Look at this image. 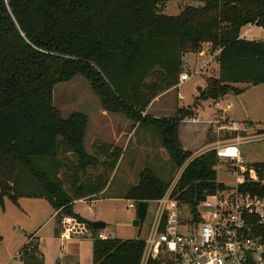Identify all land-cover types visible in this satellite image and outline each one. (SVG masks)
I'll list each match as a JSON object with an SVG mask.
<instances>
[{"label": "trees", "instance_id": "16d2710c", "mask_svg": "<svg viewBox=\"0 0 264 264\" xmlns=\"http://www.w3.org/2000/svg\"><path fill=\"white\" fill-rule=\"evenodd\" d=\"M170 1L180 0H0V206L8 198L18 207L13 191L21 165L40 185L37 197L49 203L58 226L63 217L72 216L97 232L73 213V202L104 190L121 150L103 145L96 150L103 160H97L84 149L86 116L74 112L62 118L53 106L54 86L76 75L88 82L104 111L155 127L178 169L192 157L178 137L180 123L192 113L169 119L141 115L158 92L177 85L185 54L199 53L204 44L210 45L211 53L218 51V78H208L198 98L216 101L238 95L242 90L235 84L264 85V41L240 37L247 25L264 30V0H203L200 7L186 6L177 16H168L163 10ZM259 133H264V126ZM58 139L64 144L60 155L69 151L77 159L64 178L56 171L67 168L59 156L51 161L53 177L33 163L55 158ZM217 165L214 150L192 158L172 195L195 205L222 188L216 180ZM97 166L102 173L89 176L88 169ZM252 166L262 179L264 163ZM168 188L144 169L126 199L156 201ZM243 188L264 197L262 181ZM39 252L34 233L19 258L22 264H44ZM142 254L143 242L137 238L93 241V264H140Z\"/></svg>", "mask_w": 264, "mask_h": 264}, {"label": "rangeland", "instance_id": "374dc122", "mask_svg": "<svg viewBox=\"0 0 264 264\" xmlns=\"http://www.w3.org/2000/svg\"><path fill=\"white\" fill-rule=\"evenodd\" d=\"M202 4L203 0L170 1L166 3L163 13L174 16L183 7H200ZM262 32L261 28L254 26L245 39L249 41H262L264 40ZM217 53L218 51L215 50L212 55L216 57ZM211 56L208 53L202 57L190 54L185 56L184 63L189 66V72H191L194 65L198 69L205 63H210L206 71L208 75L212 76L214 75L215 68L213 64L214 59ZM182 72L185 73L186 71ZM201 80H203L202 74L197 75L180 87H174L170 92V96L177 100L179 106L186 105L192 100L195 101V108L183 106V108L178 110L179 112H173L172 118L182 117L189 112L192 113L191 116L184 119L195 118V121L193 124L190 123L181 128L180 138L186 148L191 151L198 149L194 154L196 156L212 150L221 139V136L215 133L211 123L216 110L214 107L215 101L198 98L199 95L195 85L197 81L200 82ZM150 82L151 80L147 83ZM206 84L207 82L202 88L206 89ZM239 85L243 84H238L237 87L242 88ZM242 89V95L236 96L230 94L227 98L220 101L219 104L224 108L226 103H231L232 108L227 112L230 120L247 124L250 128L249 135H252L256 132V129L264 126V85L248 89L244 87ZM179 96H184V99L181 101L176 99ZM53 106L60 111L63 118H67L73 112H81L86 115L85 151L88 154L95 155L97 160L102 161V156L98 155L99 151L97 152L96 150L103 145H108L102 140H108L109 136L108 134H102V136H98L100 139L90 136L92 122L97 121L98 117L97 114H94L95 111L93 113L91 111L103 108L98 97L93 93L84 77L76 75L67 82L55 85L53 89ZM129 140L130 138L127 139L125 144L122 141L116 145L121 150V158L115 168L107 174L104 190L96 194L92 201L77 203L75 208L81 217L90 223L96 220L104 222L107 226L102 231L112 239L132 240L137 238L143 241L151 228L152 219L155 214V205L153 203L149 204L142 230L138 236L137 228L132 225V220L136 216V209L128 208V205L133 203L132 200L126 199L128 191L137 184L139 174L144 169L152 171L162 181L169 184V188L172 187L181 176L190 159L181 168H176L170 155L162 146L159 131L153 126L141 125L132 136V140ZM141 140H145V144L141 143ZM58 143V153L55 158L45 160L34 159L33 163L53 177L50 169L51 161L54 162L59 156V159L62 160L67 168L62 167L56 171H58L57 174L60 178H64L67 174L72 173L73 165H76L77 159L69 151L60 155L64 144L60 139H58ZM239 150L246 166L264 162V140L244 142L240 145ZM194 155L192 156L193 158ZM215 171L218 183L224 186L233 184L232 178L225 172L223 165L218 164L215 167ZM101 173L102 168L98 166L94 169L89 168L87 171V174L91 177H96ZM79 177H82V174H79ZM64 188L68 190L67 186H64ZM40 189L41 187L38 182L19 165L16 171V186L13 193L17 196L27 215L20 213L19 207L15 206L8 198L4 199L2 206H0V218H5L4 221L0 220V223H2V232H0V264H22L19 252L26 243L27 238L34 232L37 233L36 236L40 242L39 254L43 259V263L44 260L46 261L44 264H64L65 261L71 260V256L76 253L78 245L85 247L80 257L81 260L79 263H73L72 261L71 264H93L91 259V240L88 238H78L62 243L64 246L63 253L61 256L58 254L60 241L51 240L52 237L58 235V233L56 234V227L60 228V225L58 226V219L55 216L50 218L53 209L43 198H33L32 196V200L22 199V196H28L29 194L37 196L40 193ZM89 206L92 207V213L88 212ZM40 226L41 228L37 230ZM31 244L34 246L36 240H32Z\"/></svg>", "mask_w": 264, "mask_h": 264}, {"label": "built area", "instance_id": "2783aa9c", "mask_svg": "<svg viewBox=\"0 0 264 264\" xmlns=\"http://www.w3.org/2000/svg\"><path fill=\"white\" fill-rule=\"evenodd\" d=\"M187 73L179 81H187ZM214 102L211 122L221 139L213 147L218 164L232 178L233 184L222 185L195 205L182 202L172 195L176 182L156 201L151 228L143 242L140 264H264V197L244 190L243 185L264 182L253 166H246L239 147L253 141L245 123L231 121L227 115L231 105ZM139 202L128 205L137 208ZM92 213V207H88ZM148 212V211H147ZM88 238L108 241L103 231L94 233L88 225L72 216L61 220L58 239ZM64 246L60 245L61 256Z\"/></svg>", "mask_w": 264, "mask_h": 264}, {"label": "crops", "instance_id": "0c3cea01", "mask_svg": "<svg viewBox=\"0 0 264 264\" xmlns=\"http://www.w3.org/2000/svg\"><path fill=\"white\" fill-rule=\"evenodd\" d=\"M165 6H166V4H165ZM165 6H164V10H165ZM164 10H163V12H164ZM177 15H174V16H177ZM168 16H171V15H168ZM253 27L254 26H252V25H247V26L243 27L241 29V31H240V37L245 39L247 37V35L250 34L251 29ZM262 33H263L262 35L264 37V30H263ZM262 41H264V40H262ZM209 46H210L209 44H204L202 46V48H201V51L199 53H197L196 55L199 56V57H202L206 53H208L211 56L214 52L211 53V51L209 50ZM190 54H192V53L185 54L182 57V71H186L187 73H189L188 74L189 75V79L187 81H179V76H178V83H177V85L175 87H180L181 85L189 82L191 80V78H195L197 75H200V74H202L203 80H201L200 82L197 81L199 83L196 82V85H195L196 88L198 86L204 87V85L206 83V80L208 78H218L219 66H218L216 57L214 55H212L211 57H212V59H214L213 64H214L215 71H214V75L210 76V75H208V73L206 71V69H207V67H209L208 65H210V63H208V64L205 63L204 65H202L201 68H198V69H196L195 65H194V67H192L191 72H189L190 71V69L188 68L189 66L184 63V58H185V56L190 55ZM182 74H183V72H182ZM233 86L235 88H237L238 84H235ZM239 86H241L242 88L246 87V89H248L250 87H255V86H247V85H244V84L243 85H239ZM173 88L174 87H172L170 89H167V90H164V91H161L154 98H152L151 101L149 102L148 106L144 110V112H142L141 116L142 117L166 118V119H169V118H172V114H173L174 111L177 112L178 110L183 108V106L184 107L192 106L193 108H195V106H194V102L195 101H193V100L189 101L186 105L179 106L178 105L179 103L177 102V100H175V98H172L170 96V92L172 91ZM242 88H238V89H242ZM202 89L204 91L205 88H202ZM246 89H245V91H246ZM242 92H243V89H242ZM242 92L240 94L236 95V96L242 95L243 94ZM230 94H233V93H230ZM230 94H228V95H230ZM228 95L224 96L223 98L218 99V101L224 100L225 98H227ZM176 99L181 101V100L184 99V96H179ZM229 104L231 105V107H230V109H231L232 108V104L231 103H229ZM94 111H95L94 114H97L98 117H97V121L92 122V131H91V135L90 136H92L93 138H96V139H100V137H98V136H102V134H108V136H109L108 140L109 141L105 140V139L102 140L104 143H107L108 145L116 146L122 141H124L123 143L125 144L128 138H130L129 141H131L132 140V136L135 134L137 129H139V127L142 125V124H139V123H134L132 120H130L128 117H126L124 114H121V113L108 112V111H104L101 108H99L98 110H93L91 112L93 113ZM76 113H81V112H76ZM194 113L196 115H198L196 112H194ZM81 114H83V113H81ZM83 115H85V114H83ZM196 115H195V117H196ZM194 121H195V118H192V119H189V120L188 119H184L180 123L179 129H178V137H179V142H180V144L182 146V149L192 153V156L198 151V149L196 151H191L190 149L186 148V146H184V143H183L182 139L180 138V130H181V128L184 125H187V124H190V123L193 124ZM144 126H147V125H144ZM261 129H263V126L261 128L256 129V132L251 135V137H253V141H249V142H257V141H263L264 140V133H259V131ZM205 131H206V129H205ZM85 136H86V134H85ZM140 142L145 144V140H141ZM137 143H138V140H137ZM195 156L196 155H194V157ZM192 158H190V160ZM190 160H189V162H190ZM260 163H264V162H260ZM14 189H15V187H14ZM32 196H33L32 194H29L28 196H22V199H24V200H32ZM33 198H42V197H37V196L34 197L33 196ZM93 198H94V196L74 201L73 202V212H74V214L79 216V217H81V215L76 211L75 205L77 203H79V202H82V201H92ZM20 201H21V199H20ZM18 207H19V210L21 211L20 213H24V214L27 215L26 211L22 208V205L20 204V202L18 204ZM53 216H55L54 211H53L52 215L50 216V218L53 217ZM81 218L83 219V217H81ZM0 220L4 221L5 218L1 217ZM1 225H2V223H0V232H2V226ZM40 228H41V226L38 227L37 230H39ZM58 230L60 231V228ZM97 231H102V230H97ZM34 233H35V236H36L37 233L36 232H34ZM34 233H32V234H34ZM52 239L54 241H56V240L59 241L58 235H55V237H52L51 240ZM73 239H78V238H71V239L66 240V241H71ZM90 240H91V242H90L91 243V259H92V247H93V241L94 240H92V239H90ZM66 241L60 242V245H62V243L66 242ZM83 248L85 249V247L78 245V248L76 249V253L71 256V260L65 261L64 264H71L72 261H73V263H79V261L81 260L80 257L82 255ZM39 249H40V242H39ZM58 254H59V252H58ZM44 263H46L45 260H44Z\"/></svg>", "mask_w": 264, "mask_h": 264}, {"label": "water", "instance_id": "95a60500", "mask_svg": "<svg viewBox=\"0 0 264 264\" xmlns=\"http://www.w3.org/2000/svg\"><path fill=\"white\" fill-rule=\"evenodd\" d=\"M196 90H197L198 95H200L202 93V86H198ZM147 211H148V202L144 201V202H139L137 204L136 216L132 220V225L135 228H137L138 235L140 234L142 230ZM106 226L107 225L102 221H94L91 223V227L93 230H104Z\"/></svg>", "mask_w": 264, "mask_h": 264}]
</instances>
